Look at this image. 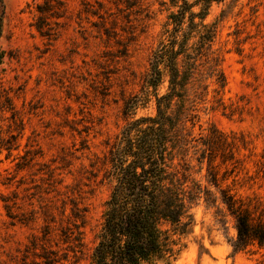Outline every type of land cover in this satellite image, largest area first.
Masks as SVG:
<instances>
[{
    "label": "rangeland",
    "instance_id": "rangeland-1",
    "mask_svg": "<svg viewBox=\"0 0 264 264\" xmlns=\"http://www.w3.org/2000/svg\"><path fill=\"white\" fill-rule=\"evenodd\" d=\"M3 2L0 136L16 149L0 152V264H91L124 101L139 93L176 9L170 0ZM206 21L217 25L213 50L226 87L216 94L210 85L192 133L236 135V178H254L239 193L264 204V181L255 178L264 157V0L215 3ZM153 113L147 105L136 117ZM192 165L204 181L206 165L200 174ZM192 213L191 234L157 264H264V249L233 253L230 218L224 226L203 203Z\"/></svg>",
    "mask_w": 264,
    "mask_h": 264
},
{
    "label": "trees",
    "instance_id": "trees-1",
    "mask_svg": "<svg viewBox=\"0 0 264 264\" xmlns=\"http://www.w3.org/2000/svg\"><path fill=\"white\" fill-rule=\"evenodd\" d=\"M224 1L170 0L176 10L167 16L139 93L124 101L127 122L108 150L111 190L91 264L169 260L181 238L191 234L192 210L200 203L213 208L224 226L225 219H231L235 234L228 243L234 254L264 249V204L239 193L254 178L246 183L236 178V135L215 128L199 137L192 133L210 85L216 94L226 87L221 56L213 50L217 25L206 21L211 6ZM4 15L0 0V68L7 55L1 45ZM147 105L154 113L136 117ZM239 141L246 149L243 135ZM15 149L0 136V152ZM262 159L255 178L264 181ZM193 162L198 174L206 165L204 181L192 177Z\"/></svg>",
    "mask_w": 264,
    "mask_h": 264
}]
</instances>
